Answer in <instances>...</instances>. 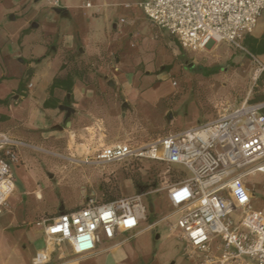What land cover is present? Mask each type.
Here are the masks:
<instances>
[{
    "label": "rangeland",
    "instance_id": "obj_1",
    "mask_svg": "<svg viewBox=\"0 0 264 264\" xmlns=\"http://www.w3.org/2000/svg\"><path fill=\"white\" fill-rule=\"evenodd\" d=\"M70 1L74 6L69 19L54 14L48 0H27L19 8L18 20L11 21L12 0H2L0 34L12 33L33 18L39 28L29 39L44 45L51 38L71 34L91 38L94 30L96 37L102 40L112 34L113 25L106 27L103 12L94 17L91 11L82 9L83 4L92 0ZM129 11L118 9L113 23L119 24L121 18L129 21ZM91 19L93 24L89 22ZM121 28L127 30L130 25L122 24ZM142 42L141 38H133L122 44L130 53L136 54L142 52ZM44 45L35 47L33 52L27 46L25 56L44 54ZM143 60L150 69L157 67L159 70L149 75L151 70L148 69L140 76L141 81L135 80L134 85L139 88L141 99L137 112H132L128 119L126 130L116 139L119 141L145 144L161 136L184 132L218 118L216 107L220 103L224 109L232 110L253 98L255 89L264 91V77L259 83L264 74L259 76L258 67L250 56L227 44L212 43L201 53L180 51L176 58L173 52L161 47L144 55ZM159 62L165 66L161 67ZM0 86L3 89V85ZM4 109H0V114H7ZM100 138L95 131H88L82 139L87 145L77 150V139L72 133L63 136L55 134L47 140H36L38 145H33L41 150L23 152L20 164L12 168L16 194L21 197V215L17 217V210L12 207L10 213L5 212L0 218V231L11 223L9 228L6 227L4 237L0 238V264H30L36 250L42 247L43 240L34 236L35 228L28 223L82 207L90 198L104 203L138 194L134 188L137 179H151V183H157L155 189L146 193L148 221L141 225L136 237L119 249L107 251L100 257L99 263L112 264L126 256L119 264H195L188 257L179 232L171 230L170 221L176 210L168 198L169 187L189 174L180 167L168 168L151 161L105 166L80 163L83 157L95 155L100 147ZM90 144L95 147L94 150L90 149L92 146L88 147ZM246 181L254 195L253 209L260 210L264 206V175L249 176ZM24 192L28 193L27 196L23 195ZM36 192L42 195L41 199H37ZM150 225L153 227L149 229ZM124 237L126 235L118 241Z\"/></svg>",
    "mask_w": 264,
    "mask_h": 264
},
{
    "label": "built area",
    "instance_id": "obj_2",
    "mask_svg": "<svg viewBox=\"0 0 264 264\" xmlns=\"http://www.w3.org/2000/svg\"><path fill=\"white\" fill-rule=\"evenodd\" d=\"M51 4L59 7L60 0ZM139 6L152 25L174 37L184 51L201 53L212 43L227 44L246 52L259 76L264 74L261 60L243 47L264 14V0H145ZM223 107L217 105L218 118L211 122L145 144L102 145L80 163L151 161L182 168L189 176L169 187L168 198L176 210L171 230L179 232L188 257L196 264H264V206L253 209L254 195L246 181L264 175V104L246 101L232 110ZM27 150L41 149L0 133V217L16 191L12 168ZM146 196L104 203L90 198L82 207L36 222L47 247L37 252L33 264H51L54 246L68 244L76 255H89L106 242L136 232L148 221Z\"/></svg>",
    "mask_w": 264,
    "mask_h": 264
},
{
    "label": "crops",
    "instance_id": "obj_3",
    "mask_svg": "<svg viewBox=\"0 0 264 264\" xmlns=\"http://www.w3.org/2000/svg\"><path fill=\"white\" fill-rule=\"evenodd\" d=\"M25 1L27 0H12L11 21L18 20L19 8ZM144 1L92 0L83 4L82 9L91 11L94 17L103 12L107 28L113 25L112 34L104 40L96 37L94 30L91 38L71 34L51 38L44 45L40 41L29 39L39 28L35 18L26 20L12 33L0 34V85H3V89L0 86V100H8V104L0 105V109L5 108L7 111V114H0V133H8L31 144H37V139L52 138L55 134L63 136L72 133L77 139L75 141L77 150L87 145L82 139L91 130L101 137L99 146L125 142L116 139L120 138L123 130H126L125 126H128L132 112H137L141 92L134 82L141 81L142 73L146 74L150 69L149 65L144 63V55L161 47L173 52L175 58L180 51H184L174 37L155 27L147 19L139 6ZM88 3L93 7L87 8ZM48 4L58 17L62 19L71 17L70 10L74 4L70 0H60L59 7L53 6L51 0H48ZM122 8L130 10L128 12L130 20L121 18L119 24L113 23L117 10ZM89 22L94 23L92 19ZM127 23L130 28L127 30L121 28L122 24ZM115 34L117 39L114 37ZM250 35L257 39L264 38V14ZM133 38L142 39V52L132 54L123 46L125 40ZM41 45L46 47L44 54L25 56L27 46L33 52L35 47ZM258 58L264 63V56ZM159 65L165 66L160 62ZM150 70L149 75L154 74L159 68L153 67ZM69 76L73 81L70 90L67 89L70 83L67 81ZM56 79H63V82L53 89ZM63 107L73 109L70 117ZM211 121L213 120L208 122ZM68 123L70 126H67ZM90 146L92 145L88 147ZM94 148L90 147L93 150ZM27 194L23 193L24 196ZM20 198L15 191L9 198L4 213H10L12 207H15L16 215L20 217ZM35 223L28 225L35 228L34 236L42 239L43 243L42 247L36 250L30 264H33L37 252L47 247L43 231ZM10 226L11 223L6 227ZM6 227L0 231V238L4 237L8 229ZM152 227L150 225L149 229ZM137 231L125 234L126 237L120 241L118 238L106 242L89 255H76L68 244H62L58 249L54 246L51 264H102L99 263V259L103 254L112 249H119L124 243L136 237ZM27 242L29 243L30 239ZM106 245L110 246L105 248ZM125 258L126 256L121 260ZM121 260L112 264H119Z\"/></svg>",
    "mask_w": 264,
    "mask_h": 264
},
{
    "label": "trees",
    "instance_id": "obj_4",
    "mask_svg": "<svg viewBox=\"0 0 264 264\" xmlns=\"http://www.w3.org/2000/svg\"><path fill=\"white\" fill-rule=\"evenodd\" d=\"M243 47L246 51H248L251 55L254 56H264V38L263 39H257L253 37L252 35H247L243 41ZM264 76H261L259 83H262V78ZM63 79H56L53 84V89L58 87L60 85ZM67 81L70 82L68 86V90H70L73 86L72 78L69 76L67 78ZM259 87H262L259 85ZM70 92V91H69ZM249 104H264V91H259L258 89H255V95L253 98H251L249 101ZM8 104V100H0V105H6ZM262 112L264 114V107L262 109ZM151 173H154L152 171ZM157 187L156 181L151 183V179H148L147 181H142L141 179H137L134 181V188L138 194L141 193H147L150 189H155ZM152 209V207H151Z\"/></svg>",
    "mask_w": 264,
    "mask_h": 264
},
{
    "label": "water",
    "instance_id": "obj_5",
    "mask_svg": "<svg viewBox=\"0 0 264 264\" xmlns=\"http://www.w3.org/2000/svg\"><path fill=\"white\" fill-rule=\"evenodd\" d=\"M62 109L65 110L68 113V117H70V115L74 112L73 109L68 108V107H63ZM67 126H70V123H68Z\"/></svg>",
    "mask_w": 264,
    "mask_h": 264
},
{
    "label": "bare ground",
    "instance_id": "obj_6",
    "mask_svg": "<svg viewBox=\"0 0 264 264\" xmlns=\"http://www.w3.org/2000/svg\"><path fill=\"white\" fill-rule=\"evenodd\" d=\"M36 196H37V199H41L42 197V195L39 192L36 194Z\"/></svg>",
    "mask_w": 264,
    "mask_h": 264
}]
</instances>
